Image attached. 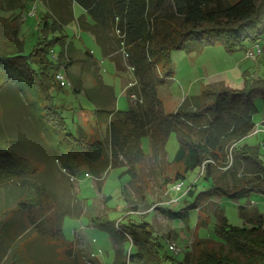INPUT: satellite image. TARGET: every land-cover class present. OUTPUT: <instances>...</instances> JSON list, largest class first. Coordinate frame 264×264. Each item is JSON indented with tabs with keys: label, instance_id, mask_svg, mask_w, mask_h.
Returning <instances> with one entry per match:
<instances>
[{
	"label": "trees",
	"instance_id": "1",
	"mask_svg": "<svg viewBox=\"0 0 264 264\" xmlns=\"http://www.w3.org/2000/svg\"><path fill=\"white\" fill-rule=\"evenodd\" d=\"M70 1L87 14L86 18L78 19L80 29L93 36L118 73L131 70L134 82L126 90L129 110H111L112 88L104 85L97 75L100 67L92 54L82 53L65 38L53 42L61 41L62 50L57 54V62L49 54L53 43L47 38L26 54L19 27L11 21L12 33L0 38V93L13 87L18 96L26 93L31 96L26 106L36 109L30 113H36L38 126L45 127L50 140H54L50 145L54 160H62L63 169L71 173L78 165L89 166L98 187L103 184L102 175L108 170L123 169V175L129 176L143 196L149 187L141 169L149 156L155 161L166 157V146L171 135L175 134L179 145L170 165L176 166L177 171L174 178L167 177L163 181L167 192L174 183L184 184L189 174L197 169H204L199 178L211 183L212 189L202 192L194 203H190L187 200L194 196L196 187L191 185L185 191V199L182 198L185 207L166 212L169 220L188 224L191 211L198 215L199 210H208L209 203L200 207L203 197L212 199L217 196L236 202L254 193L264 195L260 146L243 143L257 130L253 120L258 113L255 102L260 99L264 103V78L245 79L243 90L232 89L223 82L209 85L201 94L184 98L171 114L166 112L159 98V89L173 78L172 51L191 54L221 44L231 53L247 41L255 43L262 39L264 0H237L234 3L227 0ZM11 2L14 4L13 0ZM52 9L54 14H61L54 9L53 2ZM68 15V20L62 19L63 24L74 20L72 11H68ZM49 26L45 20V29ZM58 26L62 27L54 21L53 30ZM78 54L86 59H78ZM78 63H83L82 68L99 81L92 89H82L77 79L72 85L77 94L83 92L93 103L99 120L109 124V149L98 140V136L90 139L88 134L68 133L62 115L65 107L58 104L54 96V72L58 65H65L69 73ZM144 138L150 142L149 156L142 147ZM25 161L9 152L0 141V185L14 181L21 190L29 188L37 202L24 204L19 201L16 209H21L14 210V213L26 215L28 228L42 242L52 240L66 245L62 236L64 220L66 217L81 218L83 205L78 200L63 203L46 188H40L36 181L29 184L27 177L29 174L34 176L35 171L30 170ZM245 208L239 207L240 216L251 227L232 226L223 216L216 226L222 243L214 247V241L199 238L202 245H196L200 247L199 251L195 254L185 251L184 260L178 264H264V218L256 214L255 217L246 215L248 210ZM33 212L37 214L30 215ZM8 214L4 212L0 219V232L9 220L5 219ZM99 220L103 229L108 228L109 232L114 229V238L120 244L117 254L120 253L123 259L116 256L114 264H165L159 253L160 244L149 223L122 225L118 222L112 226L109 222L105 224L103 217H98L97 222ZM26 243L15 246L11 255H17ZM126 245H130V252L124 251Z\"/></svg>",
	"mask_w": 264,
	"mask_h": 264
},
{
	"label": "rangeland",
	"instance_id": "2",
	"mask_svg": "<svg viewBox=\"0 0 264 264\" xmlns=\"http://www.w3.org/2000/svg\"><path fill=\"white\" fill-rule=\"evenodd\" d=\"M13 1L14 4L11 0H0V38L12 33L13 25L19 27V37L26 54L45 38L52 43L63 38L71 41L74 47L82 53L89 52L97 61L100 67L97 75L103 84L112 88L109 109L117 112L129 110L130 101L126 90L134 82L132 71L118 73L112 61L105 58L93 36L80 29L78 19L86 18L87 14L79 5L72 4L70 0ZM236 1L227 0L230 3ZM52 2L54 9L60 12L61 16L53 13ZM36 8L37 12L31 16ZM68 11L73 12L74 20L63 24L62 19H69ZM47 16L49 17L46 18ZM24 18L26 19L23 22ZM45 20L50 25L47 29L44 27ZM54 21L62 27L58 26L53 30ZM60 42L53 43L51 48L55 50L56 55L62 50ZM255 43L263 49V54L256 61L247 58L248 50L253 47L251 41L245 42L231 53L221 44L205 47L191 54L172 51L173 78L159 89V98L166 112L174 113L184 98L201 94L217 77L235 90L244 89L245 79L252 81L264 78V37ZM80 56L82 55L78 54L77 58H85ZM83 65V63L74 65L69 73L66 72L67 78L71 85L73 80L77 79L80 80L79 87L92 89L98 80L84 70ZM75 90L74 84L59 89V83L56 81L54 96L57 103L65 107L62 115L67 123L68 133L88 134L90 139L98 136V140L109 149V124L105 120H99L95 106L85 98L83 92L77 94ZM30 99L32 98L27 93L21 96L15 94L13 87H7L5 92L0 93V141L9 152L23 157L30 170L35 171L34 176L29 174L27 177L29 184L36 181L40 188H46L66 204H70L71 200H78L83 205L84 213L79 219L65 218L62 236L66 245L52 240L42 242L28 228L26 215L23 217L14 213V210L21 209H16L19 201L24 204H35L37 202L35 194L29 192V188L26 187L19 189V185H15L14 181L0 185V219L4 212L9 213L5 216V219L9 220L0 232V264H114L116 256L120 260L123 259L120 253L117 254L120 244L114 238L116 235L114 229L109 232L108 228L103 229L99 226L102 221L97 222L98 217H103V222L105 224L109 222L112 226L118 222L122 225L149 223L160 244L159 253L164 263L178 264L184 260L185 251L194 254L199 251L200 247H197L201 245L199 238L214 241V247H218L219 242L222 243L218 238L216 226L223 216L232 226L251 227L240 217V206L246 207L245 210H251V213L245 211L246 215L253 217L256 212L264 218V195L254 193L249 198L236 202L217 196L212 199L203 197L200 207L209 203L208 210H199L198 215L194 210L191 211L188 224L181 220H169L167 211H178L185 207L182 198L185 199V191L189 184L196 185L194 196L187 200L190 203H194L202 192L212 189L211 183L199 178L203 176V169L201 171L197 169L189 174L185 181L186 187L181 192L178 194L167 192L163 181L167 180V177L174 178L177 171L176 166L170 165L179 145L175 134L171 135L166 146V157L161 161H155L149 156V139H143V150L149 156L146 165L140 171L149 187L143 196L129 176L123 175L125 171L123 169L108 170L102 175L101 187L97 186V179L90 172L89 166L78 165L74 173L66 171L63 169L62 160H54L50 149L54 140H50L48 130L38 126L36 113L31 114L33 111L36 112V109L31 110L26 106V101ZM255 104L259 112L253 120L256 126H260L264 118V103L258 99ZM260 134L262 135L247 138L244 143L260 146L264 142L263 133ZM260 156L264 164V147H260ZM177 184L174 183L171 188ZM177 199L179 200L176 202ZM36 214L37 212H33L30 215ZM198 216L200 217L197 226ZM201 221L204 223H200ZM167 240L175 243L182 252L178 255L171 253ZM22 242L24 244L27 242V245H23L17 255H11L14 247ZM130 250V245L124 246V251ZM11 256L13 258L9 262Z\"/></svg>",
	"mask_w": 264,
	"mask_h": 264
},
{
	"label": "built area",
	"instance_id": "3",
	"mask_svg": "<svg viewBox=\"0 0 264 264\" xmlns=\"http://www.w3.org/2000/svg\"><path fill=\"white\" fill-rule=\"evenodd\" d=\"M35 12H37V8L30 14L31 16H34L35 15ZM26 18L23 19V22ZM50 56L52 59H54L56 62L58 60L57 58V55L55 53V50L51 49L50 50ZM263 54V49L261 48V46L257 43H253V47L251 50H248L247 52V58L250 59V60H253V61H256L257 58ZM55 80L59 83V86L61 88L65 87V86H72L70 81L68 80L67 78V75H66V70H65V66H59L58 65V70L55 72ZM258 129L260 132H262L264 134V118L262 120V123L260 126H257V130L256 132L253 134V135H257L258 134ZM260 147H264V142H262L260 144ZM203 172H204V169H203ZM184 187V184L183 183H179L177 184L176 186H174L173 188L170 189V192H173L175 194H178L179 192L182 191ZM179 199L175 200L176 202L178 201ZM168 242V248L170 250L171 253L175 254V255H178L182 252V250L180 248H177V245L175 243H171L167 240Z\"/></svg>",
	"mask_w": 264,
	"mask_h": 264
},
{
	"label": "crops",
	"instance_id": "4",
	"mask_svg": "<svg viewBox=\"0 0 264 264\" xmlns=\"http://www.w3.org/2000/svg\"><path fill=\"white\" fill-rule=\"evenodd\" d=\"M111 60V59H110ZM113 63V62H112ZM114 64V63H113ZM116 68V67H115ZM221 82H223V79H220V78H218L217 77V79L215 80V82H213L212 84H209V85H213V84H215V83H221ZM224 83V82H223ZM225 84V83H224ZM105 85V84H104ZM107 86V85H106ZM197 96V95H196ZM93 104V103H92ZM258 109V108H257ZM258 112H259V110H258ZM258 126V125H257ZM258 135H262V134H260V131H259V129H258V134L257 135H252V136H250V137H256V136H258ZM263 136H264V134H263ZM249 138V137H248ZM246 140V139H245ZM245 140L243 141V143L245 142ZM201 175V174H200ZM72 176V175H71ZM186 182H184V187L183 188H185L186 187ZM191 186V184H189V186L187 187V188H189ZM248 211H250V212H248ZM247 211V213H251V210H248ZM253 211V210H252ZM258 215L256 212H254V215ZM241 217V216H240Z\"/></svg>",
	"mask_w": 264,
	"mask_h": 264
}]
</instances>
